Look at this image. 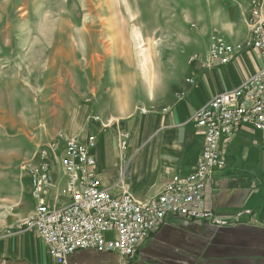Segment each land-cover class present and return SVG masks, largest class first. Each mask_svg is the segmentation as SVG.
Returning <instances> with one entry per match:
<instances>
[{
	"label": "rangeland",
	"instance_id": "rangeland-1",
	"mask_svg": "<svg viewBox=\"0 0 264 264\" xmlns=\"http://www.w3.org/2000/svg\"><path fill=\"white\" fill-rule=\"evenodd\" d=\"M252 1L0 0V229L30 214L22 163L162 109L214 33L251 27Z\"/></svg>",
	"mask_w": 264,
	"mask_h": 264
},
{
	"label": "crops",
	"instance_id": "crops-1",
	"mask_svg": "<svg viewBox=\"0 0 264 264\" xmlns=\"http://www.w3.org/2000/svg\"><path fill=\"white\" fill-rule=\"evenodd\" d=\"M264 18V6L261 8ZM252 27L223 34L240 46L232 61L213 67L209 47L201 60L189 61L162 109L126 122L122 129L95 130L98 178L116 193L127 192L139 200L159 195L175 174L193 171L201 155L205 131L190 119L214 95L229 91L264 67L259 52L247 47ZM187 78H193L190 85ZM186 95L180 98L179 93ZM178 93L175 97V94ZM142 114H146L141 112ZM130 133L123 145L121 132ZM228 164L208 180L205 198L210 209L231 217L241 209L252 216L242 224L216 228L204 221L181 216L168 217L126 261L113 252L78 250L67 264H264V132L241 126L233 137L222 142ZM60 176V180L58 177ZM54 171L55 181H62ZM26 213H32L30 197ZM0 264H55L47 246L34 228L16 220L0 229Z\"/></svg>",
	"mask_w": 264,
	"mask_h": 264
},
{
	"label": "built area",
	"instance_id": "built-area-1",
	"mask_svg": "<svg viewBox=\"0 0 264 264\" xmlns=\"http://www.w3.org/2000/svg\"><path fill=\"white\" fill-rule=\"evenodd\" d=\"M260 4L259 0L252 1L247 47L256 49L264 61ZM240 49L224 35L214 33L208 55L211 65H228ZM197 59L201 60L200 56L193 54L190 61ZM186 82L192 85L195 80L187 78ZM185 95L182 91L179 97ZM190 120L205 131L197 165L189 174L173 175L159 195L147 200L127 192L116 193L101 184L96 135L80 140L60 133L47 147L39 148L31 160L21 164L34 208L20 223L37 230L55 264H67L78 250L113 252L129 261L170 216L204 221L216 228L242 224L252 216L251 209L238 210L231 217L220 216L208 207L205 188L213 173L228 164L221 148L223 141L244 125L264 132V67L237 87L214 95ZM122 136L125 146L130 135L125 132ZM57 164L63 173L62 181L54 179Z\"/></svg>",
	"mask_w": 264,
	"mask_h": 264
},
{
	"label": "bare ground",
	"instance_id": "bare-ground-1",
	"mask_svg": "<svg viewBox=\"0 0 264 264\" xmlns=\"http://www.w3.org/2000/svg\"><path fill=\"white\" fill-rule=\"evenodd\" d=\"M251 22V21H250ZM147 62H145V65H146Z\"/></svg>",
	"mask_w": 264,
	"mask_h": 264
}]
</instances>
